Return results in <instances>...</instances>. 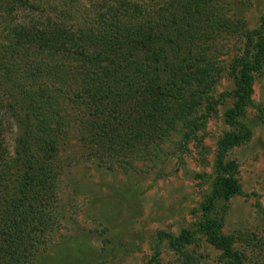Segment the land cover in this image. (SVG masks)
<instances>
[{
    "label": "rangeland",
    "instance_id": "rangeland-1",
    "mask_svg": "<svg viewBox=\"0 0 264 264\" xmlns=\"http://www.w3.org/2000/svg\"><path fill=\"white\" fill-rule=\"evenodd\" d=\"M0 1V118L7 123L5 138L17 161L21 145L25 140L34 142L39 127V110L28 106L27 91L32 95V90L43 89V83L48 86L51 81L42 75L47 66L50 76L54 64L44 39L25 42L21 27L29 25L32 11L36 13L33 5L58 23L89 34L113 23L128 28L158 18L167 22L170 5L188 10L199 6L192 21H178L173 30L188 36L198 72L205 77L186 95L191 105L187 123L176 124L167 137L146 141L127 156L89 149L87 140L93 135L83 120L79 124L83 106L66 102L63 81L55 89H44L53 95L59 113L70 119L66 122L71 124L61 130L70 131L59 137L57 152L43 161L44 169L35 168V184L26 194H18L23 182L16 170L0 169V197L14 193L8 202L18 200L27 214L11 232L6 228L10 239L5 237V243L1 235L0 264H231L201 230L207 220L231 240L232 251L242 256L244 264H264V63L255 74L251 106L240 119L251 138L225 158L238 166L240 192L229 201H217L208 215L202 211L218 177L219 140L245 133L229 125L224 114L235 105V60L246 54L247 35L263 25L264 0H124L140 7L148 3L130 11L117 4L120 0H21L30 1L31 8ZM9 29L17 30L18 37ZM255 43L256 39L252 47ZM59 66L61 70L62 63ZM75 68L83 67L75 63ZM73 88L76 95L83 93L82 88ZM210 104L216 114H207ZM191 121H199V126L192 129ZM185 231L194 234L190 243L173 247L169 237ZM23 237L33 239L26 261L5 254L15 251L16 238Z\"/></svg>",
    "mask_w": 264,
    "mask_h": 264
},
{
    "label": "trees",
    "instance_id": "trees-1",
    "mask_svg": "<svg viewBox=\"0 0 264 264\" xmlns=\"http://www.w3.org/2000/svg\"><path fill=\"white\" fill-rule=\"evenodd\" d=\"M124 2L120 0L117 4L129 8L127 11L133 8L141 9L148 4L140 7ZM3 3L11 7H15L17 3L30 8L32 5L30 1L21 0ZM32 8L36 13L32 11L29 25L21 27L25 42L39 43L44 39L54 64L51 66L53 72L50 76L47 66L42 75L51 83L45 87L39 77L37 80L43 89L32 90V95L27 91L28 106L39 108H36V111L39 110L37 117L39 127L34 142L24 139L18 150L19 161L9 152L5 138L7 123L0 118V169L5 167L8 171L16 170L18 178L23 182L20 183L21 189L18 190V194H26L32 183L34 186L35 168L39 166L44 169L43 161H50L51 154L57 152L59 137L70 131L61 130L71 124L66 122L69 118L66 114L59 113V108L53 106V95L44 91L55 89L57 83L61 84L63 81L62 85L65 84L67 103L76 101L84 108L79 124L83 120L86 123V131H91L93 135L91 140H87L89 149H96L94 151L104 155L127 156L146 141L167 137L179 126L176 124L187 123L191 105H188L186 95L190 96L191 89L203 84L205 77L198 72L199 63L196 62L194 49L191 51L188 47V36L176 34L173 28L178 21L182 22L185 18L192 21V15L198 12L199 6L188 10L181 9L180 5L176 7L170 5L169 16L165 17L167 22H162L158 18L150 23H142L144 24L142 26L128 28L123 24L113 23L105 26L99 33L95 31L91 34L58 23L57 19L42 14L40 8L37 9L35 5ZM10 30L13 31L12 36L18 37L17 30ZM247 39L246 54L243 58L235 60L232 70L235 105L224 114L229 125L239 126L245 133L227 134L218 142L215 163L218 177L210 196L202 206L205 215L212 211L217 201H229L240 192L235 177L238 166L233 162L226 163L225 158L229 151L251 138V132L244 127L240 119L245 116L246 108L251 106L255 74L261 71L264 63V20L261 29L248 34ZM254 39L256 43L252 47ZM20 40L22 41L21 38ZM56 58L57 60H54ZM59 62L62 63L61 70ZM75 63L83 68L77 70ZM74 86L82 88L83 93L76 95L73 92L77 90H74ZM224 97L222 96L221 100H224ZM17 112L16 114H19L20 111ZM216 112L214 105L210 104L207 114ZM197 126L199 121L189 123L192 129ZM112 136L115 138L114 141L110 139ZM108 141H111V144ZM0 180L3 181L1 176ZM11 196H14V193ZM11 196L0 197V237L2 235L4 243L6 238L10 239L7 232L5 233L6 228L10 227L11 232V227H17L25 222L27 216L18 200L8 202ZM201 230L208 234L209 242L213 246L225 252L232 260L231 264H244L242 256L232 251L231 240L221 236L219 226L207 220ZM161 236L164 235L161 233ZM193 236V233L185 231L181 236L169 239L173 247H181L188 245ZM32 240L27 237L16 238L18 243L16 250L10 249L5 254L15 256L14 259L25 260L28 258L27 247Z\"/></svg>",
    "mask_w": 264,
    "mask_h": 264
}]
</instances>
